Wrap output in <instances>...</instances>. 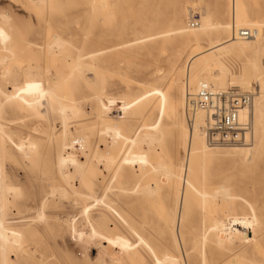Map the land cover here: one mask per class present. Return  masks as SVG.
I'll return each instance as SVG.
<instances>
[{"label": "rangeland", "instance_id": "374dc122", "mask_svg": "<svg viewBox=\"0 0 264 264\" xmlns=\"http://www.w3.org/2000/svg\"><path fill=\"white\" fill-rule=\"evenodd\" d=\"M1 15L9 18L7 24L2 23ZM176 15L180 16L179 22H173ZM204 16L212 24L223 27L233 20L239 25L245 21L264 25V0H36L33 3L0 0V189L6 186L16 191L12 190L15 194L12 196L10 189V193L0 190L5 194L0 192V233L4 237V243H0V264H220L230 261L264 264V120L254 129L251 117L247 129L242 131L250 133L245 142L217 146L208 143L205 136V145L215 154L195 162L192 170L186 169L185 163L180 167L183 174H191L201 193L189 207V218L193 221L188 232L175 237L163 225V217L170 216L174 209L178 184L166 187L160 169L149 175L153 183L159 181L164 185L154 194V199L134 203L125 191L138 181L133 179V174L139 176L154 169L159 162L170 165L176 173L184 161L181 130L184 128L188 133L195 120L186 113L187 94H192V77L197 73L189 60L201 62L205 56L198 53L223 43L226 49L214 53L222 70L213 63L203 64L208 73L221 72L229 82L232 77L248 73L249 87L241 92H253L255 101L257 93L264 89V55L254 56L250 49L240 50L230 30L200 31ZM181 27L188 32L177 31ZM259 30L260 42L264 45V27ZM53 38L60 39L59 47L50 46ZM61 49L67 52L59 55ZM92 51H96L94 59L85 55ZM66 54L69 57L62 64L63 72H71L75 54H84V68L89 69L84 71L87 79L78 84L73 97L79 113L86 115L76 118L66 111L64 133L61 115L55 111V98L46 93L43 107L39 104L34 112L36 119L29 120V108L23 110L27 118L18 119L16 95L22 84L19 80L22 69L34 66L38 71L36 80L42 83L47 75L54 78L58 63H51L50 58L63 59ZM253 73L254 76L259 73L260 81H254ZM69 85L62 84L61 88ZM229 88L237 89L228 86L219 90ZM110 100L115 102L110 104ZM99 102L109 108L110 117L124 106L121 131L134 140V144H128L121 152L122 140L117 141V159L110 164L109 176L103 181L98 173L103 172L104 164L91 159L98 144L111 140L109 134L100 133L101 124L95 120ZM111 120L117 122L114 118ZM155 122L163 124L160 134L155 131L159 138L143 140L141 136L149 133L145 129ZM66 135L75 137L77 143L80 141L72 148V155L83 165L81 173L75 175L69 174L73 172L71 166L62 171L58 166L59 145L67 142ZM27 136L38 141L55 138L50 143L39 141L36 157L30 161L23 160L14 147L19 137ZM23 141L27 142V138ZM233 147L250 148V160H245L243 155L225 157L223 152ZM81 148L87 151V162ZM223 188H230L239 197L236 203L223 202L218 208L220 214L234 212L236 232L225 244L233 251L225 252L211 245L202 261L187 238L209 227L207 222L214 218L210 217L213 213L204 216V210L211 209L209 204L216 195L213 192ZM108 200H112L111 205H107ZM100 214L106 215V221H100ZM86 219L106 224L104 228L109 227L111 233L100 234L90 243L86 239L89 233ZM80 232L85 235L82 233L84 237L78 241ZM216 235L222 236L220 232Z\"/></svg>", "mask_w": 264, "mask_h": 264}, {"label": "bare ground", "instance_id": "6f19581e", "mask_svg": "<svg viewBox=\"0 0 264 264\" xmlns=\"http://www.w3.org/2000/svg\"><path fill=\"white\" fill-rule=\"evenodd\" d=\"M28 1L30 3H33L36 0H28ZM37 1L41 2L44 0H37ZM8 19L9 18L7 16L1 15L2 23L4 22V24H7ZM179 21H180V16L176 15L173 18V22H179ZM262 27H264V25L260 22L245 21L244 25H239V24H236L235 20H233V22L230 25L225 24L223 27L219 24H216V25L212 24L210 22L209 17L204 16L203 18H201V26H200L199 30L200 31H210L212 29L221 28L222 32H224V33L227 32L228 30H230V34H232L234 32L235 37L233 38V40H237L235 42L237 44H239L238 46H239L240 50L241 49L242 50L243 49H250L253 51L254 56H256V55H264V45L260 42V30H259ZM251 28H253V29H251ZM197 29L198 28H196L195 30H197ZM244 30L254 31V36L252 38H248V39L240 38V32L244 31ZM177 31L181 32L182 34H186L188 32L187 30H185V27L178 28ZM194 36L197 39L198 35L195 34ZM59 40H60L59 38H53L52 41H54V42L50 46L56 45L55 47H59L61 45ZM241 44H243V46ZM223 49H226V47L223 45V43L218 44V45H211L204 52L198 53V55L203 54L205 56L201 62L193 63L194 62L193 59L189 60V61H192L191 62V64H193L192 68L194 70H197V73L194 74L192 77L191 88H193V90H190L191 88H189V90L192 91L191 92L192 94L199 87L204 86V85H211L212 87H214L216 89H225L228 86H232V87H236L238 90L240 89V91L243 89H247V87H249L250 77L248 76L249 75L248 73H247L248 75L246 74V72L244 73V75L241 74L239 76L232 77L230 79L231 82H229V80H226L224 75L221 72L216 74V75L214 73L213 74L208 73V68H205L206 65L203 66V64H207V63L212 64L213 63L214 67H217L219 70H222V65L218 60L215 59L214 53L220 52ZM48 51L51 52L52 47H49ZM66 52H67L66 49H61L58 53L60 55V54L66 53ZM94 53H96V51L86 53L85 55H88V56L90 55L89 57L91 59H94L96 57L94 55ZM83 56H84V54L83 55L75 54V56L71 59V65H72V68L70 70L71 72H67V73L63 72L64 66L62 67V64H65V62H67L66 58L69 57L67 54L63 59H60V56H57V57L54 56L53 58H50V59H52V60H50L51 63H54V64L58 63L56 68L54 69V74H53L54 78H50L49 75H47V77L45 78V80L42 83H39L36 80L37 76H38V73H37L38 71L34 66L28 65L27 67L22 69V72H21L22 76H21V79H19L20 81H22V84L20 85V92L16 95L17 108H18V110H17L18 111V119L27 118V117H25V114L23 113L24 108H29L31 110V113L29 114V120L31 119V122L33 119H36V114L34 112H36L38 110L36 107H40L39 104L43 107L42 104L45 103V94L46 93L52 94L55 98L54 99L55 105H56L55 111H57V113H59L61 115V121H62L61 124H62V129H63L64 133H65L66 125H67L66 119H65L66 118V111L69 110L70 113L75 114L76 118H82L83 116H85L86 114L82 115L79 113L80 112L79 106L78 105L76 106L75 104H73V101H75V99H73V97L75 96V93L77 92V89L79 88L78 84L81 83L82 80L84 81L87 79V78L84 79V76H83L84 71L88 69V68L87 69L84 68L85 67L84 62H82ZM252 64H253V62H252ZM253 67L257 68V66H255V65ZM65 69H67V68H65ZM23 70H24V72H23ZM74 71H76V73H77L76 75L75 74L73 75ZM255 72H256V70L254 71V73ZM88 73L86 71L85 74H88ZM254 73L252 74V76H254ZM252 78L254 79L255 82L260 81L259 73L256 74ZM178 81L180 83H182L181 79H179ZM68 83L70 84L68 86V88H66V87H65V89L61 88L62 84H68ZM187 95H189V94H187ZM6 97L8 98V96H5V98ZM107 99L109 100V98H107ZM54 101H53V103L50 104L51 106L54 104ZM113 102H115V101L114 100L109 101L110 104H113ZM103 103L99 102L98 108L96 109L97 111H96V115H95V120H96V122H99L101 124L100 133L101 132L104 133V134L101 133L102 135L109 134L111 136L110 137L111 140L108 143H107V141L102 142V145H100V146L98 144V146L95 147L94 151L91 154V156H92L91 159L92 160L94 159V162L96 161V163H97L99 161V162H102L104 164V168L102 167L103 172L98 170L99 171V173H98L99 179L102 181H103V179H105V177L107 178L109 176V171H110L109 166L111 163H113L117 159L118 155L115 153V145H116L117 141L120 139L122 140L121 146H120V152L128 144H134V140L130 137L124 136L122 131H121L120 124H121V122H123L121 120L125 119V117H124L125 116L124 106L120 111L115 113L114 116L110 117V115H112V114L109 115V113H111V112H109V108ZM263 105H264V89H263V91L260 90V92L257 93V100L256 101L254 100L253 105H252L253 106L252 109H250L251 108L250 107V108L244 109L240 112L241 123L246 124L247 122H249V120L253 116L254 122L253 121L252 122L254 124L253 123L252 124H253L254 129L256 127H258L259 125H262L263 120H264ZM104 114L107 116L106 119H104L105 118ZM194 117H195V120L192 121V123H191L192 129H190L188 131V133L185 131L184 128L181 130L180 140L182 142V152H183L184 161L182 159V161L180 162V166L178 168V171L175 173L172 171V167L170 165L163 166L161 164V162H159L156 164V167L154 169L144 171L139 176H135V174H133L134 175L133 179L137 178L138 181L133 186L127 187L125 189V191L127 192V195L133 199L134 203H136V202L145 203V202L150 201L151 199H154V194L159 190V188L161 186L166 185V187L168 186V188H171L174 184H178L177 189H176V193L174 194V196H175L174 209H173L172 213L170 214V216L165 215L163 217V225L168 227L170 229L169 230L170 232H174L175 237H176V234L179 235L183 232L186 233L189 231V229H191L192 226L190 224H192L193 219L189 218L190 217L189 216V213H190L189 207H190V205H192V200L194 198H197L198 193H199L198 189L195 186V183L191 179V174L190 173L183 174V170L180 167L182 165H184V163H185L186 169L192 170L195 162L200 161V160H204V158L206 156H208L209 154L210 155L215 154L213 151H211V149H208L209 148L208 146L205 145V129L204 128H205L206 114L202 111H199V112H196L194 114ZM194 117H193V119H194ZM112 118L117 120V122L116 121L112 122V120H111ZM22 123H23V121H22ZM162 125H163L162 122H155L154 124L149 125L148 129H145V130L149 131V133L143 134L141 136V138L143 140H147V141H149L151 139L157 140L159 138L160 130H162ZM142 128H144V126ZM20 130L21 129H19V131ZM155 131H158L159 134H155ZM263 131H264V129H263ZM33 132H31V133H33ZM60 136H62V134ZM106 136H108V135H106ZM249 136H250L249 132L244 133L245 140H247V138ZM26 138H27V142L23 141ZM26 138L25 137L24 138L19 137L17 139L18 141L15 142L14 147H16L17 153L20 155V157L24 158L23 160H25V158H29V160L32 161L34 159V157H36V153L38 152L37 143L39 141L42 142L44 140L47 143H50L51 141L54 140L55 137L54 138L53 137L44 138V139H41L39 141L36 140L34 137H30V136H27ZM67 138H68V136H67ZM74 138L72 139L69 137L67 139V142L65 141L62 144H60L59 145V152L57 155L58 166H60L61 171H62V169L65 170V169L69 168L70 166L73 168V172H71V171H70L71 173L68 172L70 175L71 174L75 175L77 173H81L82 166H83V165L81 166L80 161L77 158H75V156L72 155L73 154L72 148L75 149V145H77L80 142V141H78V143L75 142ZM151 141H153V140H151ZM10 144H12V143H10ZM225 145H230V144H225ZM100 147H103L104 149L105 148L106 149L103 150V149H100ZM43 148H44V146H43ZM77 148H78V146H77ZM81 150H82V152H81L82 155H84L83 157H85L84 160L87 162V160H88L87 154H86L87 151L84 150V148H81ZM250 154H251V149L250 148H244V147H233V148L228 149L227 151L223 152V155L225 157L226 156L227 157H237V156L239 157V156L243 155L245 160H250ZM92 160L90 163H92V165H94V167L97 168L96 163L92 162ZM100 164L101 163H99V165ZM103 164H101V165H103ZM161 168H162V170H161ZM159 169H160V172L164 173L162 175L166 179V183L165 184L162 183L164 185H161V183L159 184V181H157L156 183H153L152 179H149V175L154 173V170H156V172H158ZM156 172H155V174H156ZM105 173H106V175H105ZM152 176H154V175H152ZM159 176H161V174ZM160 182H161V180H160ZM1 183H4V182H1ZM2 188L4 189L3 190L4 192H6L5 189L8 192L11 190L10 191L11 193L14 191L13 189L7 188L6 186H3V187L1 186V189ZM104 189H105L104 193L107 194L109 188L106 187ZM15 190H18V189L16 188ZM3 191H0L1 194L2 193L4 194ZM8 192H7V194L10 193V192L9 193ZM14 192H16V191H14ZM215 192H218V191L215 190ZM215 192H213V194H216V195H214L212 197L213 200L209 204L211 206V209L207 210V211H205L206 209L205 210L203 209L204 210V213H203L204 216L208 215L209 213H213L212 216H210V217H214V218H211L210 221L207 222V223H210L209 227L207 229H203L202 231L197 230L196 232L192 233L191 235H188V238H187L188 242L189 241L192 242V246H193L192 248L196 249V255H200V259H202V261L204 260L203 256L206 255V253H208L210 251L211 245L219 246L222 249H224L225 252L233 251V248L232 249L229 248L230 246L225 247V244L229 243L234 238V233L236 232V229L234 228V219L232 218V216L234 215V212L228 213V212L224 211L223 213L220 214L218 208L222 207L221 204H223V202L228 203V201H230L231 203H236L238 201L239 197L236 196L235 194H233L232 190L230 188H226V189L223 188V189L219 190L218 194ZM51 194H49V195H51ZM199 194H201V193H199ZM13 195L15 196V194L12 193V196ZM62 195H63V193H62ZM203 195H204L203 197H205L206 194H203ZM3 196H5V194ZM106 203H107V205L108 204L111 205L112 200H108ZM71 209H73V208H71ZM219 214L221 215L220 217L217 216ZM99 217H100V221H103V220L106 221V219H107L105 214H100ZM208 217H209V215H208ZM133 222H134V220H133ZM86 224H87V226H89V233L86 234L87 235L86 239L89 242L94 241L100 234L109 235L111 233V230L109 229V227L104 228L106 226V224L104 226V224H102V222L91 223L88 219H86ZM79 226H80V224H79ZM72 228H73V226L71 227V229ZM71 229H69V230H71ZM218 232H220L222 234V236H217L216 233H218ZM82 233L81 232H80V234L77 233V234H79L78 237H77V234H74L77 237V238L75 237L76 240H78L79 237L80 238L84 237L85 234L83 233L84 234L83 235ZM8 236H10L9 233H8ZM175 237H173V238H174V241L176 242ZM10 238H12V237H10ZM141 239H142V237H140V240ZM3 240H4V237L0 233V243L3 244L4 243ZM8 240L9 239H7V241ZM12 240H13V238H12ZM89 242H87V244H89ZM134 245H135V243H134ZM86 246H88V245H86ZM1 248L3 249V247H1ZM190 255L191 254H189V257H191ZM199 263H202V262L200 261ZM220 264H234V262L230 261V262H223Z\"/></svg>", "mask_w": 264, "mask_h": 264}, {"label": "built area", "instance_id": "2783aa9c", "mask_svg": "<svg viewBox=\"0 0 264 264\" xmlns=\"http://www.w3.org/2000/svg\"><path fill=\"white\" fill-rule=\"evenodd\" d=\"M191 26L194 27L195 23L192 22ZM253 36L252 30L240 32V38L243 39ZM254 98L253 92H241L234 88L219 90L211 85H204L187 95L186 113L190 118L199 111L206 114L204 129L208 143L237 144L241 140L247 141L244 138L246 132H242L247 129V123H241L240 112L250 108Z\"/></svg>", "mask_w": 264, "mask_h": 264}]
</instances>
